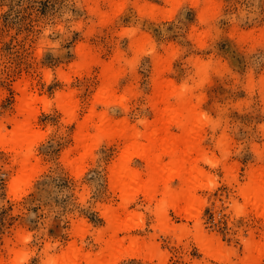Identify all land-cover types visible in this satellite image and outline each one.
<instances>
[{
    "label": "rangeland",
    "instance_id": "rangeland-1",
    "mask_svg": "<svg viewBox=\"0 0 264 264\" xmlns=\"http://www.w3.org/2000/svg\"><path fill=\"white\" fill-rule=\"evenodd\" d=\"M159 68L208 117L211 160L200 164L206 173L193 208L162 190L122 194L111 176L123 142L97 134L102 118L139 130L155 120ZM27 123L31 145L12 148V132ZM27 158L32 173L20 177ZM131 164L146 171L138 153ZM263 165L264 0H0L5 264H47L49 256L63 264L72 252L76 264H91L113 242L106 213L124 205L131 215L117 237L118 264H245L248 242L264 243V219L240 187ZM171 190L180 191L177 181ZM209 237L222 252H207Z\"/></svg>",
    "mask_w": 264,
    "mask_h": 264
},
{
    "label": "bare ground",
    "instance_id": "bare-ground-1",
    "mask_svg": "<svg viewBox=\"0 0 264 264\" xmlns=\"http://www.w3.org/2000/svg\"><path fill=\"white\" fill-rule=\"evenodd\" d=\"M104 91L108 94L110 88L106 87ZM152 105L155 120L146 121L144 130H139L127 119L109 121L101 119L97 134L118 138L124 146L121 157L112 169V183L124 195H129L135 188H143L152 196L162 190L164 196L172 198L176 206L193 208L198 201L197 188L206 173L200 164L202 161L211 160L207 148L203 145L204 118L208 117L193 102L192 93L188 88L164 79L161 68L154 81ZM174 127L178 128V132L173 131ZM87 129L86 124L81 125L79 133L81 147L87 146L89 138ZM32 137L34 134L27 123L24 129L12 132L9 144L12 148L22 151L31 145ZM134 153H138L146 162L145 172L133 168L131 159ZM29 160L27 158L21 162L20 177L32 173L31 168H28ZM225 168L227 171L230 170L227 165ZM175 181L180 187L177 193L171 190ZM240 194L264 219V165L249 170L248 180L240 187ZM106 214L113 242L107 251L91 264H118L115 251L119 249L120 241L117 237L120 232L128 230L129 225L125 219L131 212L124 205ZM203 246L208 253H220L223 248L215 237L207 238ZM263 252L264 243L249 241L245 264H258ZM54 263L55 257L49 256L47 264ZM0 264H5L2 258ZM63 264H76V254L72 252Z\"/></svg>",
    "mask_w": 264,
    "mask_h": 264
},
{
    "label": "snow or ice",
    "instance_id": "snow-or-ice-1",
    "mask_svg": "<svg viewBox=\"0 0 264 264\" xmlns=\"http://www.w3.org/2000/svg\"><path fill=\"white\" fill-rule=\"evenodd\" d=\"M32 264H43V261H41L39 258L32 261Z\"/></svg>",
    "mask_w": 264,
    "mask_h": 264
}]
</instances>
